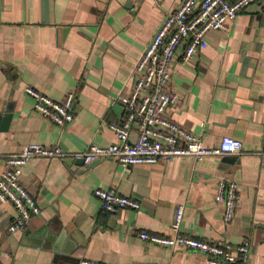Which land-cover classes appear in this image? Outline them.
I'll return each mask as SVG.
<instances>
[{"label": "crops", "instance_id": "obj_1", "mask_svg": "<svg viewBox=\"0 0 264 264\" xmlns=\"http://www.w3.org/2000/svg\"><path fill=\"white\" fill-rule=\"evenodd\" d=\"M180 2L0 0V178L8 156L28 144L68 154L34 158L24 168L21 182L41 207L26 230L9 231L16 210L0 202V264H209L201 252L138 236L173 235L180 205L184 233L223 245L249 241V264H264V1L228 30L208 32L207 47L190 63L176 60L170 71L169 89L178 96L171 119L207 146L224 136L240 140L241 154L127 168L113 159L86 166L74 157L91 145L118 143L110 126L125 115L136 64ZM28 87L54 100L74 92L73 122L60 128L44 118ZM138 132L135 123L132 140ZM221 180L239 187L230 223L216 199ZM98 188H115L140 208L107 216L94 195Z\"/></svg>", "mask_w": 264, "mask_h": 264}, {"label": "built area", "instance_id": "obj_2", "mask_svg": "<svg viewBox=\"0 0 264 264\" xmlns=\"http://www.w3.org/2000/svg\"><path fill=\"white\" fill-rule=\"evenodd\" d=\"M264 0H181L169 12L145 49L134 70V83L130 95L124 99L125 115L119 123L111 124L118 143L101 147L91 145L86 151L74 155L86 166L103 159H113L122 167L168 163L179 157L201 161L208 156L238 155L244 146L240 140L224 136L217 146H207L201 137L181 127L170 117V110L178 104V96L169 89L171 68L176 60L190 63L200 50L207 47L206 35L212 30H228L238 15L253 3ZM180 47L183 52L178 54ZM26 92L34 99L35 110L60 128L73 122L75 93L62 100H54L35 88ZM139 124L136 139H131L132 127ZM264 158V150L262 151ZM68 154L59 147L28 144L6 159L8 168L0 178V202L10 203L16 218L9 226L11 233L26 230L29 220L41 213L33 194L22 184L26 165L34 158H65ZM238 184L219 182L216 199L224 205L227 223L236 213ZM104 214L112 215L119 208L137 210L140 204L132 197L120 194L115 188L94 190ZM184 206L177 207L171 236L140 232L144 241L168 248H184L201 252L209 264H249L252 246L249 241L241 245H223L201 240L183 231ZM1 250V243H0ZM82 264H96L84 261Z\"/></svg>", "mask_w": 264, "mask_h": 264}, {"label": "water", "instance_id": "obj_3", "mask_svg": "<svg viewBox=\"0 0 264 264\" xmlns=\"http://www.w3.org/2000/svg\"><path fill=\"white\" fill-rule=\"evenodd\" d=\"M2 119H3V118L1 117V114H0V121H2ZM10 119H11V115L5 118V120H7L8 123H9ZM6 127H8V125H7ZM80 161L83 163L82 160H80Z\"/></svg>", "mask_w": 264, "mask_h": 264}]
</instances>
